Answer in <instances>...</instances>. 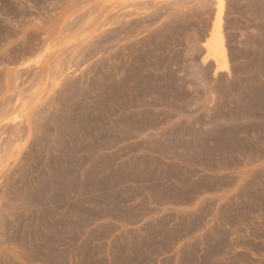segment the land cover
Masks as SVG:
<instances>
[{
    "label": "rangeland",
    "instance_id": "obj_1",
    "mask_svg": "<svg viewBox=\"0 0 264 264\" xmlns=\"http://www.w3.org/2000/svg\"><path fill=\"white\" fill-rule=\"evenodd\" d=\"M0 264H264V0H0Z\"/></svg>",
    "mask_w": 264,
    "mask_h": 264
},
{
    "label": "bare ground",
    "instance_id": "obj_2",
    "mask_svg": "<svg viewBox=\"0 0 264 264\" xmlns=\"http://www.w3.org/2000/svg\"><path fill=\"white\" fill-rule=\"evenodd\" d=\"M216 42V43H215ZM212 45V46H211ZM210 47H213V48H215L216 49V51H217V39L213 42V43H211L210 44ZM213 50V49H212ZM216 55H217V53H215Z\"/></svg>",
    "mask_w": 264,
    "mask_h": 264
}]
</instances>
